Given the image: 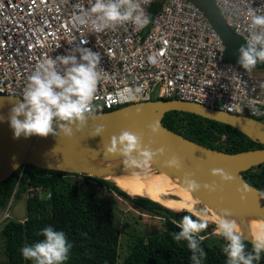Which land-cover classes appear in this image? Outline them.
<instances>
[{
	"label": "built area",
	"instance_id": "2783aa9c",
	"mask_svg": "<svg viewBox=\"0 0 264 264\" xmlns=\"http://www.w3.org/2000/svg\"><path fill=\"white\" fill-rule=\"evenodd\" d=\"M155 1L142 4L151 19L143 29L128 23L95 33L79 19L94 0H0V94L23 99L38 61L68 55L81 46L100 53L106 73L98 84L95 112L179 98L262 120L264 72L254 68L248 73L226 59L221 37L191 0H164L151 15ZM212 1L225 23L247 43L245 13L250 6L264 15V0ZM137 87L141 93L126 101L123 90ZM9 216L6 209L2 217Z\"/></svg>",
	"mask_w": 264,
	"mask_h": 264
},
{
	"label": "clouds",
	"instance_id": "9594fccd",
	"mask_svg": "<svg viewBox=\"0 0 264 264\" xmlns=\"http://www.w3.org/2000/svg\"><path fill=\"white\" fill-rule=\"evenodd\" d=\"M151 0H94L91 7L79 19L87 23L95 33L115 30L118 26L128 23L137 29H143L150 22L149 15L142 4ZM258 10L248 7L245 15L248 20L249 35L247 46L239 49V65L248 73L259 63H264V15L257 14ZM84 41L82 44H86ZM79 53L77 58L76 53ZM101 55L90 48L77 46L70 54L44 57L37 62L28 83L23 89V102H17L11 109L8 119L13 129L14 138H25L33 135L47 137L57 136L58 132L65 137H72L74 130L79 132L89 120H95L94 100L99 82L106 77L100 66ZM142 89L125 88L123 96L126 101L135 100ZM113 109V108H112ZM140 109L137 108V113ZM23 117V119H20ZM55 122V127H54ZM56 128L59 131H56ZM150 133L158 134L160 125H148ZM103 125H97L93 136L102 135ZM164 147L153 151L144 145L140 136L127 130L118 136L113 135L110 143L105 147V154L120 156L126 166L140 168L146 166L157 156H163ZM165 166L181 170V159L172 155L164 161ZM211 175L218 177L222 184H232L234 176L223 169H212ZM194 174H185L187 189L193 193L204 189L209 193L217 191L215 181L212 184L201 185L193 178ZM241 199H246V193H241ZM178 232L172 233L175 242L185 241L191 252V264H202L206 252L201 247L203 237L200 235L207 227L206 221L193 219L185 215L176 225ZM216 232L227 242L223 252L227 257V264H256L264 253V235L258 236L252 243V250H246L243 237L239 234V227L231 212L224 210L220 215ZM43 240L21 248L25 260L34 264H64L68 260L72 245L65 233L55 231L52 227L42 230Z\"/></svg>",
	"mask_w": 264,
	"mask_h": 264
},
{
	"label": "trees",
	"instance_id": "16d2710c",
	"mask_svg": "<svg viewBox=\"0 0 264 264\" xmlns=\"http://www.w3.org/2000/svg\"><path fill=\"white\" fill-rule=\"evenodd\" d=\"M160 5L159 0L155 1L149 13L152 15ZM104 110L108 109L99 111ZM161 123L200 144L225 152L264 147L228 124L194 113L171 110L165 113ZM72 175L80 173L26 164L0 181V209L6 207L15 187L18 186L14 195L19 188L29 193L24 219L8 218L1 227L5 264H34L25 260L20 250L43 240L41 232L46 227L64 232L72 245L64 264H118L121 236L120 227L115 222L114 207L97 192L72 181ZM241 175L253 186L264 190V163L243 171ZM83 176L94 180L100 187L123 195L142 210L163 218V230L146 239L138 237L134 240L120 264H191L187 243H177L171 235L179 231L176 225L182 218L180 214H189L188 211L176 212L148 197L129 195L108 179ZM200 235L203 237L201 247L207 254L202 264H227L223 252L227 243L225 239L218 237V241L211 243L203 234ZM212 238L216 240L217 237ZM243 239L246 250L250 252L252 242ZM256 264H264V253Z\"/></svg>",
	"mask_w": 264,
	"mask_h": 264
},
{
	"label": "water",
	"instance_id": "95a60500",
	"mask_svg": "<svg viewBox=\"0 0 264 264\" xmlns=\"http://www.w3.org/2000/svg\"><path fill=\"white\" fill-rule=\"evenodd\" d=\"M163 2L164 0H159ZM208 17L210 23L218 32L225 46V58L238 62L239 49L247 43L236 35L225 23L212 0H191ZM264 67L259 63L255 68ZM23 102L19 96L0 94V114ZM137 108L140 109L137 113ZM171 110L194 113L202 117L228 124L251 140L264 145V122L245 114H235L207 107L201 103L179 98H159L148 101L129 103L113 109L95 112V120H89L79 132L74 130L72 137L63 133L57 136L40 137L33 135L25 138H14L8 117L0 121V181L7 179L19 167L26 164L44 169L68 170L93 176L109 168H99L84 165L80 162L105 155V147L109 145L113 135L129 131L141 137L144 145L153 151L164 147L163 156H157L152 162L163 167V170L174 174L178 182L185 188V174H194L201 185L217 184V191L209 193L201 191L190 193L203 204L219 210L229 211H264V190L247 182L241 173L253 166L264 163V147L238 152H225L210 148L182 134L171 130L161 123L162 117ZM23 119V117H20ZM158 123L160 129L153 136L148 125ZM103 125L102 135L93 136L95 127ZM55 127V122H54ZM172 155L178 156L183 164L181 170L165 166L164 161ZM212 169H223L234 176L232 184H222L218 177L211 175ZM72 171V170H71ZM101 178V176H100ZM246 193V199H241V193ZM245 238V237H243ZM253 243L254 240L245 238Z\"/></svg>",
	"mask_w": 264,
	"mask_h": 264
},
{
	"label": "bare ground",
	"instance_id": "6f19581e",
	"mask_svg": "<svg viewBox=\"0 0 264 264\" xmlns=\"http://www.w3.org/2000/svg\"><path fill=\"white\" fill-rule=\"evenodd\" d=\"M12 107L0 114V121L9 117ZM80 163L91 167H109L110 170L100 173L101 177L110 180L129 195L148 197L172 210H187L195 214L197 212L196 207L202 205L208 213L202 215L201 218L209 219L215 223L224 212L203 204L178 182V178L174 174L164 171L162 166L152 161L146 166L136 168L126 166L123 159L118 155L105 154ZM66 169L71 170L72 168L67 166ZM120 173V176H124V178L116 179L113 177V174ZM125 178H128L132 183L126 182L127 179ZM230 212L231 218L235 219L238 224L239 234L242 237L254 240L256 237L264 235V211L235 210Z\"/></svg>",
	"mask_w": 264,
	"mask_h": 264
},
{
	"label": "rangeland",
	"instance_id": "374dc122",
	"mask_svg": "<svg viewBox=\"0 0 264 264\" xmlns=\"http://www.w3.org/2000/svg\"><path fill=\"white\" fill-rule=\"evenodd\" d=\"M255 72L263 73L264 67L256 68ZM262 120L264 122V118ZM104 167L106 166H102L99 168H104ZM71 170L74 171L73 169ZM108 170H110V168ZM83 175L86 174L80 173V175H72L71 179L79 186L97 192L99 195L103 196L108 201H110V203L114 207L115 222L120 227V236H121L119 249H118L119 250L118 264L122 262L124 256L129 252L130 245L134 240H136L138 237H142L146 239L149 235L159 233L163 230L164 228L163 218L159 217L158 215H154L151 214L150 212L142 210L141 208L133 204L131 201H129L127 198H125L123 195H119L113 190L100 187L99 185L96 184L94 180L89 178L85 179ZM120 175L121 173L113 174V177H115L116 179L124 178V176H120ZM125 179H127V181L125 180L126 182L128 183L130 182L128 178ZM130 183H132V181ZM14 190H16V187ZM28 196H29L28 191L27 190L23 191L20 188L16 195L12 194L6 207L4 209H0V230L3 223L8 218L19 221H22L24 219V217L26 216V200ZM6 209L9 211L10 216L8 218L3 219L2 217L3 212ZM181 211H187V210H181ZM181 211H176V212H181ZM196 211L197 212H195V214L188 211L189 214L186 213L180 214V216L183 217L185 215H191L193 219L206 221L208 227L201 234H203L204 237H206L208 242L212 243V241L213 242L218 241L219 239L218 237H222V236L218 235L216 232L217 223L209 219L206 220L201 218L202 215L208 213L207 210L202 205L197 206ZM212 237H217V238H215L216 240H213L214 238ZM5 262H6V256L3 251V240L0 234V264H5Z\"/></svg>",
	"mask_w": 264,
	"mask_h": 264
}]
</instances>
